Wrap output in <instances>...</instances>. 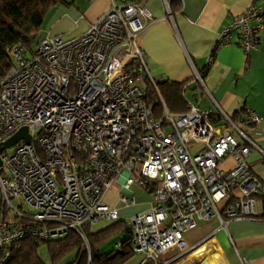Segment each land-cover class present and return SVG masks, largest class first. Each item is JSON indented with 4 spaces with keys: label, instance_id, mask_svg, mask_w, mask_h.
<instances>
[{
    "label": "built area",
    "instance_id": "2783aa9c",
    "mask_svg": "<svg viewBox=\"0 0 264 264\" xmlns=\"http://www.w3.org/2000/svg\"><path fill=\"white\" fill-rule=\"evenodd\" d=\"M109 2L75 39L41 38L31 54L13 49L0 77V264L24 241L71 232L90 264L85 229L120 221L118 206L103 201L116 186L124 208L136 205L133 186L150 197L146 211L124 221L141 264H169L161 259L175 249L185 254L184 235L201 223L225 230L264 221V180L247 162L253 150L264 159L254 140L263 119L251 110L233 118L215 103L170 112L139 44L151 12L144 0ZM263 32L264 3L251 5L219 33L208 64L234 33L248 54ZM192 77L204 87L195 69Z\"/></svg>",
    "mask_w": 264,
    "mask_h": 264
},
{
    "label": "crops",
    "instance_id": "0c3cea01",
    "mask_svg": "<svg viewBox=\"0 0 264 264\" xmlns=\"http://www.w3.org/2000/svg\"><path fill=\"white\" fill-rule=\"evenodd\" d=\"M165 1L143 2L153 18L139 37L150 77L160 83L181 84L187 109L189 104L196 105L200 110L213 109L215 103L224 113L237 119H244L246 110L254 111L263 119L254 140L259 150L264 153V32L257 50L248 54L238 46V37L234 33L232 45L220 48L212 62H207L219 33L251 5H262L264 0ZM67 2V5H57L47 13L40 39L54 36L61 37L63 41L75 39L86 33L110 7L109 0H95L91 3L87 0ZM193 69L203 76L204 87L194 81ZM155 114L160 116L161 107L155 108ZM247 162L252 174L259 180H264V159L261 153L253 150ZM120 195L119 187L116 186L103 199L110 207L118 206V222H124L122 220L148 208L150 197L140 189L135 192V206H120ZM142 195H146L148 200L138 205L137 199ZM258 213L261 216L264 214L260 203ZM111 224H99L89 227L88 230L96 233ZM199 226L197 233L191 235L189 241L184 240L187 251L185 254L176 258L173 257V250L169 252L170 255L166 253L163 256L161 263L172 258L174 260L169 264H195L203 259L209 260V264H264L263 220L234 221L225 230L220 229L216 220L201 223ZM119 236L122 239V235ZM141 261L142 256L134 253L127 264H141Z\"/></svg>",
    "mask_w": 264,
    "mask_h": 264
},
{
    "label": "trees",
    "instance_id": "16d2710c",
    "mask_svg": "<svg viewBox=\"0 0 264 264\" xmlns=\"http://www.w3.org/2000/svg\"><path fill=\"white\" fill-rule=\"evenodd\" d=\"M62 4L67 5V0H0V77H3L12 66L13 49L21 48L27 54L35 50L47 13L53 7ZM157 87L169 111L173 113L187 111L181 84L157 82ZM85 235L90 243V264H127L134 256L132 231L124 222L111 224L96 233H91L86 228ZM119 235H122L121 243H116L119 248L104 252L102 249ZM81 241V238L72 232L63 239L53 241L27 240L13 253L9 264H43L37 252L42 244L47 245L50 260L54 264L69 253L79 254ZM77 262L87 264L82 257Z\"/></svg>",
    "mask_w": 264,
    "mask_h": 264
},
{
    "label": "rangeland",
    "instance_id": "374dc122",
    "mask_svg": "<svg viewBox=\"0 0 264 264\" xmlns=\"http://www.w3.org/2000/svg\"><path fill=\"white\" fill-rule=\"evenodd\" d=\"M25 133H26L25 131H20L19 136L22 137L23 135H25ZM115 188L116 187H114V189ZM132 191L138 192L137 187L136 186H133L132 187ZM138 199H137V203L139 205V204H142L144 201H147L148 200V197L146 195H142V197H140ZM122 221H125V219L122 220ZM199 227L197 229L191 231V232L186 233L184 235V240L187 241L191 235L197 233ZM118 241H120V236L112 239L103 248L104 252H108V251H110L112 249L113 250H116V248H115L116 245L115 244ZM88 243H89V240H88ZM89 247H90V243H89ZM82 250H83V243L81 241V247H80L79 254H78V252L69 253V254L65 255L62 259H60L58 262H56L54 264H73V263L75 264V262H77V260L79 259L80 256L83 258V260L85 259V262L87 263V261H86V255H85L84 252H82ZM37 252H38V255H39L40 259L42 260L43 264H53L52 261L50 260L49 253H48V247H47L46 244L40 245ZM174 252H175V256H173V257H179L182 254V251H179V250H174L172 253H174ZM168 254L170 255L171 253H168ZM190 262H191V260H190ZM208 262H209V260L208 261H205V259H203V260H200L198 262H195V264H209Z\"/></svg>",
    "mask_w": 264,
    "mask_h": 264
}]
</instances>
